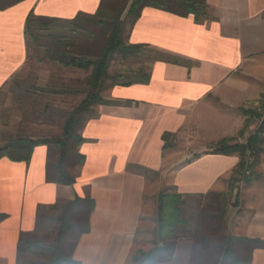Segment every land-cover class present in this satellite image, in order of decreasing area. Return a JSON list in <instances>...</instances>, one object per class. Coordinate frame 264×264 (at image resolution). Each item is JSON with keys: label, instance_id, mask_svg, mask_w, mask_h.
<instances>
[{"label": "crops", "instance_id": "crops-1", "mask_svg": "<svg viewBox=\"0 0 264 264\" xmlns=\"http://www.w3.org/2000/svg\"><path fill=\"white\" fill-rule=\"evenodd\" d=\"M100 3L25 0L0 10V93L28 62L30 14L68 22L95 15ZM206 5L200 18L146 7L131 24L127 43L146 47L148 82L113 87L103 97L108 104L92 108L80 133L84 142L78 151L85 161L72 170L73 186L46 181L48 146L36 147L29 161L0 159V213L5 215L0 264H19L21 235L34 233L38 210L58 201L95 202L90 232L80 238L75 261L128 264L142 219L151 211L147 196L157 187L152 178L167 177L170 188L183 195L228 193L240 159L211 147L223 139L243 143L244 137L236 139L246 121L242 109L264 95V0H206ZM254 74H261V84L257 95L245 99L252 88L246 79ZM213 97L224 98L223 109L205 105ZM211 127L224 133L206 137ZM184 131L205 149L164 148V134L178 138ZM257 173L251 184H237L226 208V231L264 242V154ZM203 245L201 238L173 241V259L160 264H199ZM247 264H264V248L254 250Z\"/></svg>", "mask_w": 264, "mask_h": 264}, {"label": "trees", "instance_id": "trees-1", "mask_svg": "<svg viewBox=\"0 0 264 264\" xmlns=\"http://www.w3.org/2000/svg\"><path fill=\"white\" fill-rule=\"evenodd\" d=\"M25 0H0V10L11 8ZM146 7L161 8L169 13L200 18L207 8L206 0H101L95 15L80 14L68 22L55 18L38 17L30 14L26 23V37L29 47L43 54L44 59L65 68H74L90 72L84 81L85 90L69 92L85 93L80 104L69 114L61 136L46 139L18 138L0 147V159L8 157L13 161H29L33 150L41 145L48 146L49 156L55 152L57 159L49 160L46 166V181L62 186H73L76 178L72 170L81 166L85 157L78 148L84 142L78 132L83 115H89L92 108L108 104L102 93L116 86H131L148 82L145 71L126 76L123 73L112 75L109 72L112 61L121 57L127 60L139 57L146 48L143 45L125 43V26L137 21ZM65 28L70 36L63 34L58 25ZM54 29L51 31V28ZM56 27V28H55ZM70 27V30L68 29ZM162 58V57H160ZM165 60H170L166 57ZM174 63H179L173 60ZM259 113L255 117L263 122L257 131L243 142L235 139H223L214 144V153L239 157L240 162L229 180L228 193L209 192L207 194H179L164 191L158 198L156 240L159 241L150 252L136 251L128 264H160L170 262L174 256V247L160 242L176 241L181 238H201L204 241L199 264H247L256 249L264 248V242L246 238L232 237L226 231V208L238 187L235 184L249 185L259 178L257 167L264 154V95ZM248 117L251 111L242 109ZM253 114V113H252ZM244 127L242 132L246 129ZM241 132V133H242ZM173 134H164V148H170ZM49 209L58 214L48 216L43 210ZM95 209L91 198H79L74 201H58L37 213V229L34 233H24L18 243V254L43 256L49 260L41 264H80L73 258L82 235L90 232V217ZM5 215L0 213V222ZM45 221L58 223L59 235L56 242L47 245L38 236Z\"/></svg>", "mask_w": 264, "mask_h": 264}, {"label": "rangeland", "instance_id": "rangeland-1", "mask_svg": "<svg viewBox=\"0 0 264 264\" xmlns=\"http://www.w3.org/2000/svg\"><path fill=\"white\" fill-rule=\"evenodd\" d=\"M130 26L131 21L129 20L123 34L125 43H127ZM65 28H67V25L64 24L57 26V29L63 30V34L70 36V32H66L67 30ZM53 29L54 27L51 28V31ZM68 29L70 30V27ZM148 61L149 58L145 53L139 57H132L127 60L117 57L112 61L109 72L112 75L120 72L126 76H130L139 71H146ZM89 75L90 72L88 71L65 68L56 63H51L44 59L40 51L31 49L30 57L24 69L0 93V147L18 138L37 140L61 136L64 123L69 114L76 109L85 97V93L70 94L69 92L85 90L84 81ZM260 75L254 74L252 78L247 77L246 82L252 88L245 94V99L248 97L250 99L257 95V87L261 84ZM108 86L102 93L103 97L111 89L110 83H108ZM259 101L254 100L244 105V108L251 111V114L246 117L244 127L246 125L247 127L238 135L237 140L244 137L243 142H245L261 126L263 119L254 116L255 113L261 112ZM205 105L208 108L223 109L224 98H210L206 101ZM90 116H82L83 119L78 125L79 133H81L84 123ZM213 128L211 127L210 132L206 133V137L216 138L221 133H224V130L217 131V129ZM189 137L190 134L188 132H182L178 138L174 137L175 142H171V147L185 152L193 150L200 152L205 149L200 145L198 138L193 137L190 139ZM56 159L55 152H52L50 154V160L54 162ZM151 182H154L157 186L154 193H151V191L147 196L149 204L151 205V211L142 219L133 253L139 250L150 252L157 242H159L156 240L155 233L159 206L158 198L160 193L164 191L174 192L170 188L168 178L165 176L154 177ZM234 186L238 187L237 184ZM43 214L56 216L58 213L45 209L43 210ZM58 227V223L45 221L44 225L38 231L39 238L47 245L54 244L59 235ZM160 242L167 246L173 244V241L169 239ZM47 262L49 260L43 256L22 255L19 264H41Z\"/></svg>", "mask_w": 264, "mask_h": 264}]
</instances>
